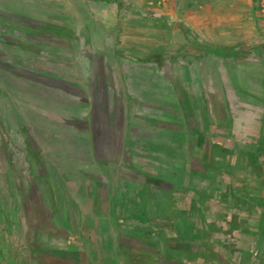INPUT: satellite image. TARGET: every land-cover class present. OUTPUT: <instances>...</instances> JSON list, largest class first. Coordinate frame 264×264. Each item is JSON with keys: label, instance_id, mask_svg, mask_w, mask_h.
I'll return each instance as SVG.
<instances>
[{"label": "rangeland", "instance_id": "374dc122", "mask_svg": "<svg viewBox=\"0 0 264 264\" xmlns=\"http://www.w3.org/2000/svg\"><path fill=\"white\" fill-rule=\"evenodd\" d=\"M130 40H138V56L126 46ZM228 54L248 102L264 103V0L255 8L252 0H0V245L15 237L17 250L39 247L29 239L36 228L25 220L39 213L38 202L52 210L54 185L80 175L72 157L91 162L102 136H111L113 151L121 149L118 138L128 141L123 149L138 151L142 171L165 178L172 135L167 76H186L197 104L201 74L214 87L211 72L216 65L230 68ZM257 146L259 175L262 143ZM262 214L256 207L255 231L243 250L231 232L203 247L199 237L182 233L174 240L165 233L149 237V226L148 237L138 240V264H172L171 258L262 264ZM64 241L70 248L71 239Z\"/></svg>", "mask_w": 264, "mask_h": 264}, {"label": "crops", "instance_id": "0c3cea01", "mask_svg": "<svg viewBox=\"0 0 264 264\" xmlns=\"http://www.w3.org/2000/svg\"><path fill=\"white\" fill-rule=\"evenodd\" d=\"M126 46L138 56V40ZM225 58L230 68L216 65L214 87L208 88L201 74L197 104L191 102L186 76L174 71L167 76L172 93L166 126L172 135L167 136L165 178L150 169L143 172L138 151L123 149L128 141L118 138L121 149L113 151L111 136H102L92 163L72 157L71 168L75 165L80 175L74 178L70 172L54 185L52 210L46 201L38 202L39 213L25 220L36 228L29 239L39 247L17 250L12 237L0 245V264H138V240L149 230V237L197 236L203 247L231 232L236 241L243 240L236 244L240 250L247 247L256 207L264 216V103L248 102L247 87L234 78V56ZM260 142L263 162L257 175ZM89 166L93 173L83 174ZM61 240L63 247L47 246ZM119 255L126 261L120 263Z\"/></svg>", "mask_w": 264, "mask_h": 264}, {"label": "trees", "instance_id": "16d2710c", "mask_svg": "<svg viewBox=\"0 0 264 264\" xmlns=\"http://www.w3.org/2000/svg\"><path fill=\"white\" fill-rule=\"evenodd\" d=\"M95 2H99V1H102V2H106V3H113V2H117V0H93ZM258 0H252V2L254 3V8H255V3H257Z\"/></svg>", "mask_w": 264, "mask_h": 264}, {"label": "flooded vegetation", "instance_id": "af4514ba", "mask_svg": "<svg viewBox=\"0 0 264 264\" xmlns=\"http://www.w3.org/2000/svg\"><path fill=\"white\" fill-rule=\"evenodd\" d=\"M166 263H172V264H178L177 262H175L172 258L171 259H167Z\"/></svg>", "mask_w": 264, "mask_h": 264}]
</instances>
